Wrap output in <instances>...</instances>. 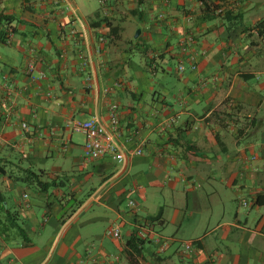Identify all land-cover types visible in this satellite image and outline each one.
<instances>
[{
  "label": "crops",
  "instance_id": "1",
  "mask_svg": "<svg viewBox=\"0 0 264 264\" xmlns=\"http://www.w3.org/2000/svg\"><path fill=\"white\" fill-rule=\"evenodd\" d=\"M263 18L264 0H0V264H264ZM88 120L123 164L85 157Z\"/></svg>",
  "mask_w": 264,
  "mask_h": 264
},
{
  "label": "built area",
  "instance_id": "2",
  "mask_svg": "<svg viewBox=\"0 0 264 264\" xmlns=\"http://www.w3.org/2000/svg\"><path fill=\"white\" fill-rule=\"evenodd\" d=\"M163 2L169 3L170 0H163ZM187 44H191L193 42L192 37H187ZM185 45V44H184ZM31 67L29 68V70ZM179 73L184 70L183 65H179L177 67ZM110 123L112 126H116L118 124L117 118L111 114ZM23 129H27V125L24 123L21 125ZM72 128L75 131L81 132L85 136L84 143V153L87 159H100L106 155H112L119 164H123L125 162V154L119 149L116 143H114L109 135L106 134L105 129L102 125H100L95 120L88 121H75L72 124ZM135 155H140L141 150L137 149L134 152ZM129 205H133L132 202H129ZM241 205L243 207H247V202L242 201ZM139 230L137 232V238L141 240L148 239L149 232L147 231V226L143 224L141 227L139 225ZM107 235L114 239L120 238V232L117 227H110L106 231ZM168 242L163 241L159 251L165 250ZM194 242H187L183 245V250L185 253H193Z\"/></svg>",
  "mask_w": 264,
  "mask_h": 264
},
{
  "label": "trees",
  "instance_id": "3",
  "mask_svg": "<svg viewBox=\"0 0 264 264\" xmlns=\"http://www.w3.org/2000/svg\"><path fill=\"white\" fill-rule=\"evenodd\" d=\"M248 30H254L257 32V35L259 37H262L264 39V18L259 21L258 23H256L254 26L250 27V29ZM42 173H33V172H29L27 174V177L25 178L26 182L29 183L30 185H35L38 189H40L41 191L46 190L47 188L51 187L54 185V183L52 182H47V181H43V177H42ZM11 216V215H10ZM13 228L16 230V233L18 235L21 236V238L23 240H25L26 242H29V240L27 239L23 229L17 225L16 223L13 224ZM144 240L141 239H137L134 240V242L132 243V247H136L139 243H143Z\"/></svg>",
  "mask_w": 264,
  "mask_h": 264
}]
</instances>
